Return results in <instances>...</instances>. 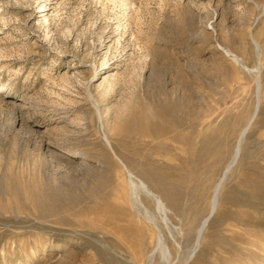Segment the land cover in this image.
Masks as SVG:
<instances>
[{"label":"rangeland","instance_id":"1","mask_svg":"<svg viewBox=\"0 0 264 264\" xmlns=\"http://www.w3.org/2000/svg\"><path fill=\"white\" fill-rule=\"evenodd\" d=\"M0 86V264H264V0H0Z\"/></svg>","mask_w":264,"mask_h":264},{"label":"bare ground","instance_id":"2","mask_svg":"<svg viewBox=\"0 0 264 264\" xmlns=\"http://www.w3.org/2000/svg\"><path fill=\"white\" fill-rule=\"evenodd\" d=\"M45 4V3H44ZM45 6V5H44ZM43 7V6H42ZM47 8H49L48 6L46 7V9ZM46 12H43L41 15H39V16H43L42 18H43V22L45 23L46 21H47V17H46ZM254 44V43H253ZM255 45V44H254ZM255 47H258V45L257 46H255ZM259 50V49H258ZM2 87H4V86H0V90H2ZM259 90H257V92H258ZM259 93V92H258ZM3 95V94H2ZM259 102V101H258ZM256 109V108H255ZM257 111V110H256ZM151 122V121H150ZM154 123V122H153ZM149 124V123H148ZM170 124L171 125H176L177 127H178V125H180V120H176V121H174V122H170ZM248 128L246 127L245 129H244V131L242 132V134H241V136H240V138H239V140H238V143H237V146H236V148H235V153H234V157H233V159H232V163L236 160V158H237V156H238V154H239V152H240V150H241V140H243L242 138H244L243 137V135L245 134V132H246V130H247ZM248 132V131H247ZM171 133V130H170V128H166V127H162L159 131H158V133H157V136L154 138V137H151L150 136V134H148V132H143L142 131V137H145V138H147L148 140H147V142L148 143H153V144H157V145H165L166 147H168L167 145H168V141L169 142H174V143H177V144H180L181 143V141H180V139L177 137V136H169V134ZM144 138V139H145ZM106 139V138H105ZM107 140V139H106ZM159 140V141H158ZM106 142V141H105ZM253 156V155H252ZM192 157V156H191ZM237 161V160H236ZM228 169H229V166L227 167V169H226V171L224 172V175H223V177L218 181V183L215 185V188H214V194H213V197H212V201H211V212L213 213V211L216 209V207H217V204H218V196L220 195L219 194V190H220V188H221V186H222V183H223V181H224V177H225V174H226V172L228 171ZM136 180V179H135ZM139 181V180H138ZM136 181H134V180H132V175L131 174H129V185H130V187H131V191L132 192H134V190H135V188H137V186H139L141 189H143L144 191H146L147 193H150V191L148 190V188H147V185L144 183V182H142V181H139V183H135ZM256 185V184H255ZM256 188V187H255ZM251 189V188H250ZM137 191V190H136ZM259 194H261V195H259ZM134 194H132V196H133ZM156 199V204H157V207H158V210L165 216L166 214V212H165V206L163 205V203L161 202V200H159L158 198H155ZM248 200H251V201H256L257 203H260L262 200H264V195H263V193H255V192H253V190H251V191H249L248 192V194L242 199V201L240 202L241 204L242 203H245V202H247ZM217 210V209H216ZM211 215V214H210ZM209 217V216H208ZM210 217H212V215L210 216ZM208 219V218H207ZM210 219V218H209ZM205 222H206V220L203 222V225H202V227L204 226V224H205ZM207 223H208V221H207ZM206 223V224H207ZM201 230H202V228H201ZM201 230H199V231H197L198 232V237H197V243H198V241H199V238H200V236H201ZM203 231V230H202ZM161 242H162V240H161V238H159V240H158V244L160 245L161 244ZM201 242V241H200ZM162 245V244H161ZM198 245V244H197ZM197 248V247H196ZM161 249V248H160ZM163 251V250H162ZM195 251V250H194Z\"/></svg>","mask_w":264,"mask_h":264}]
</instances>
